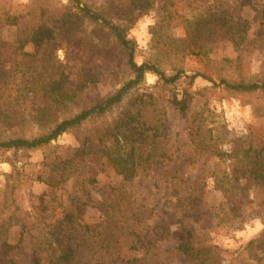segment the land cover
Wrapping results in <instances>:
<instances>
[{"label":"rangeland","instance_id":"rangeland-1","mask_svg":"<svg viewBox=\"0 0 264 264\" xmlns=\"http://www.w3.org/2000/svg\"><path fill=\"white\" fill-rule=\"evenodd\" d=\"M12 1L11 10L27 11L28 20L25 17L20 27L0 25V40L7 43L0 50V66L5 64L7 69H13L11 76L9 72L6 74L5 79L12 88L4 91L1 109L9 106L6 113L12 115L21 108L26 110L21 119L0 115V140L47 132L54 121L87 105L88 95L98 99L115 92L133 77L126 53L114 34L89 18L77 27L74 34L78 37L77 44L75 37L67 40V37L58 38L55 33L57 37L53 34L49 42L45 39L37 45L29 41L24 48L13 50L11 46L28 24L31 26L42 20L44 27H52L53 20L72 2ZM122 1L128 0H83L112 22L125 27L127 37L135 45L136 62L155 63L167 74L183 69L185 75L174 84L163 85L155 73L147 72L144 81L135 86L122 103L102 115L90 117L46 147L29 151L0 150V220L14 212L12 222L4 231L8 242H19L21 228L15 221L31 211L32 201L37 202V196L48 188L47 184L35 179L44 166L43 161L74 158L86 134L94 136L95 127L116 117L137 92L148 90L165 105L169 126L158 146L165 148L172 160L153 164L150 169L126 180L105 161L80 163L79 158L73 159V171L91 168L97 180L85 186L90 205L85 210L84 220L100 228L108 221L112 210L121 204L123 210L133 206L140 211L139 216L145 215L151 227L162 220L169 222L170 239L148 250L137 251L123 243L118 247L119 243L113 250L118 260L122 256L118 252L121 248L124 254L145 257L150 264H194L175 248L177 239L184 236L181 225L186 224L194 229L195 243L212 247L209 264H264V91L236 92L219 84L221 77L264 80V40L256 35L260 32L264 0H222L232 16H242L250 22L248 37L254 39L249 41L248 38L240 50L213 27L206 16L198 14L200 0H166L171 15L163 8H151L143 11L133 24L121 18L116 8ZM198 22H202L199 30L196 28ZM199 36L203 38L200 40ZM199 43L203 44L206 55L195 54ZM80 69L82 73L98 74V81L87 90L88 94L85 92L77 97L69 109L59 106L50 109L51 115H45L42 120L33 118L35 111L31 107L33 101L42 103V89H47L44 85L56 79H63L64 87L73 85L74 73ZM193 73L210 78L199 75L191 82L186 75ZM17 83L28 84L21 105H15L14 101L19 92ZM183 88L194 94L185 117L169 102L171 93L175 90L180 94ZM33 89L37 90V95ZM193 118H197L195 133L189 126ZM198 126L200 128L195 131ZM11 172L16 181L13 195L7 191V177ZM73 182L70 176L57 190L65 208L70 206L68 197ZM57 207L53 220L61 215L59 204ZM29 220L31 233L41 235L42 224L33 216ZM32 234H25L18 247L6 255L0 252V257L8 256L28 264L37 249L46 259L45 244L36 241ZM70 234L75 241L81 239L73 230ZM85 238L86 242H91L92 238Z\"/></svg>","mask_w":264,"mask_h":264},{"label":"trees","instance_id":"trees-1","mask_svg":"<svg viewBox=\"0 0 264 264\" xmlns=\"http://www.w3.org/2000/svg\"><path fill=\"white\" fill-rule=\"evenodd\" d=\"M71 2L72 4L66 6L58 14V17L53 20L52 27H44L42 20L31 26L28 24L11 48L13 50L22 49L29 41H33L37 45L45 39L49 42L53 34L54 38L57 37L55 33H58V38L67 37V40L75 37L77 44L78 37L74 36L78 30L77 27L81 25L84 19L89 18L100 22L114 34L117 42L126 53V62L133 71V77L113 93L98 99L88 95L90 100L87 105L80 107L79 111L73 114L64 115L54 121L52 129L47 132L30 137L19 135L0 140V150L23 149L29 151L46 147L61 134L80 125L90 117L102 115L111 107L122 103L126 95L144 81L147 72L155 73L158 76L159 83L163 85L174 84L185 75L183 69L167 74L155 63L148 61L136 62L135 45L127 37L124 26L112 22L106 15L83 2V0H71ZM166 2V0H158L157 2L155 0H128L122 1L121 5L118 3L116 8L119 10L121 18L128 24H133L143 11L151 8H163V10H168L170 14L171 11ZM200 2L201 11L198 14L206 16L213 27L218 28L234 47L240 50L246 45L248 38L249 41L254 39L248 37L250 22L242 16H232L230 9L222 4V0H200ZM12 7H14L12 0H0V25L7 24L18 27L23 25V19L28 17V12L18 9L11 10ZM260 18V32H256V35L264 40V7L260 12ZM200 23L202 22L196 24L198 30L200 29ZM202 38L201 36L198 37L200 40ZM6 45V42L0 40V50ZM195 54L206 55L203 44H198ZM12 70L7 69L5 64L0 66V115L5 118L21 119L25 116L22 115L24 114L22 112L26 110L25 108H21L20 112L15 111L13 115L6 113L9 106L4 107V110L1 109L4 91L12 88L10 82L5 79L6 74L8 72L10 74ZM74 74L76 81L68 87H64L63 79H56L51 81L50 84L44 85L47 89H42V103L38 104L33 101L31 107L35 111L33 118L42 120L45 115L50 116L49 110L55 107L60 106L62 109H69L70 104L76 103L75 99L77 97L85 92L87 95V90L95 86L98 81V74H95V72L82 73L80 69ZM199 75L210 78L202 73H193L186 76L192 82ZM219 84L236 92H250L256 89L264 91V80L259 79L231 80L221 77ZM27 88L28 84L17 83L19 92L14 97L15 105H21V98ZM33 91L37 95V90L33 89ZM193 98L194 94L187 88H183L180 94L174 90L169 97V102L182 117H185ZM28 112L31 114V111ZM196 121L197 118H193L190 122L189 126L192 133H195L193 128ZM168 126L165 105L152 91L137 92L135 97L129 99L120 109L116 117L95 127L94 136L93 134L92 136L86 134L83 137L81 144L76 148L74 158L59 161L44 160V166L37 173L35 179L47 184L48 188L37 196V202L32 201V210L15 221L21 228L18 243L8 242L6 232H4L12 222L11 216L14 212L0 220V252L4 255L8 254L12 249L19 246L25 234H32V224L29 217L33 216L37 222L42 224V234L32 235L36 241L45 244L44 249L47 251L45 252V259L39 255L36 249L32 260L28 264H150L149 261L145 260V257L124 254L121 248L118 252L122 253V256L119 255L120 259L118 260L113 256L116 245L120 243L119 246L117 245L120 247L123 243L133 251L148 250L160 241L171 238L169 222L162 220L151 227L147 222V217L145 215L140 217V211L134 209L133 206L123 210V205L120 204L119 206L118 204V209L112 210L113 213H111L108 221L102 223V227L94 228L95 226L84 220L83 215L90 205L85 186L96 183L95 173L92 172L91 168H84L82 171L76 168L73 171L72 161L75 158H79L80 163H87V160H102L111 165L124 179L134 178L140 172L150 169L153 164H161L172 160L171 155L165 148L160 147L159 149L158 146V142L167 132ZM198 128L200 126L195 131ZM195 142L199 144V141ZM15 169L17 170V168ZM70 176L74 180L73 189L68 197L70 206L65 208L60 201L57 190L62 188L61 184ZM15 189L14 172H11L7 177V191L9 190V194L13 195ZM118 198H122V196H118ZM57 204L61 207V215L53 220L52 218L57 212ZM181 229L184 236L177 239L176 250L182 252L194 264H209L212 247L202 242L195 243V232L192 226L183 224ZM72 230L77 232L81 239L75 241V237L70 234ZM85 237L92 238L91 242H86ZM0 264L24 263L3 256L0 257Z\"/></svg>","mask_w":264,"mask_h":264}]
</instances>
